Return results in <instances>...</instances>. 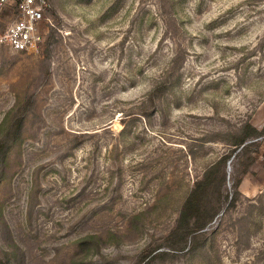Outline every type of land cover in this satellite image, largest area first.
Returning a JSON list of instances; mask_svg holds the SVG:
<instances>
[{"label": "rangeland", "instance_id": "rangeland-1", "mask_svg": "<svg viewBox=\"0 0 264 264\" xmlns=\"http://www.w3.org/2000/svg\"><path fill=\"white\" fill-rule=\"evenodd\" d=\"M48 1L36 50L0 44V264H264V0ZM245 122L256 160L169 239Z\"/></svg>", "mask_w": 264, "mask_h": 264}, {"label": "trees", "instance_id": "trees-1", "mask_svg": "<svg viewBox=\"0 0 264 264\" xmlns=\"http://www.w3.org/2000/svg\"><path fill=\"white\" fill-rule=\"evenodd\" d=\"M237 133L231 143L233 147L209 163L204 168L202 175L194 181L193 186L182 202L169 239L175 236L186 243L187 240L191 242L194 238L202 235L201 229L213 218L217 212V207L223 201L226 202L227 195L223 193V185L226 177L227 161L233 153L237 160L246 155L248 158L247 166H249L251 161L256 160L257 155L251 156L249 152L253 150L252 147L256 149V146L259 145L258 137L261 135V131L250 122H245L239 127ZM236 150L237 152L235 153ZM238 183L239 179L237 178L233 183V190H237ZM211 192H214L216 201H212ZM209 207L212 208L210 209Z\"/></svg>", "mask_w": 264, "mask_h": 264}, {"label": "built area", "instance_id": "built-area-1", "mask_svg": "<svg viewBox=\"0 0 264 264\" xmlns=\"http://www.w3.org/2000/svg\"><path fill=\"white\" fill-rule=\"evenodd\" d=\"M48 5V0H0V9L11 6L17 14L0 32V44L16 51L36 50L43 41L42 25L49 21Z\"/></svg>", "mask_w": 264, "mask_h": 264}, {"label": "water", "instance_id": "water-1", "mask_svg": "<svg viewBox=\"0 0 264 264\" xmlns=\"http://www.w3.org/2000/svg\"><path fill=\"white\" fill-rule=\"evenodd\" d=\"M231 159L228 160V163L230 162ZM229 167V166H228Z\"/></svg>", "mask_w": 264, "mask_h": 264}]
</instances>
